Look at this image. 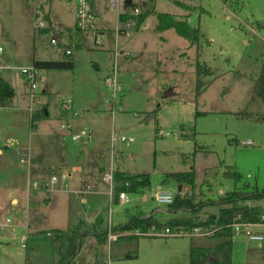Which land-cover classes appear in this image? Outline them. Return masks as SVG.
<instances>
[{"label":"rangeland","instance_id":"374dc122","mask_svg":"<svg viewBox=\"0 0 264 264\" xmlns=\"http://www.w3.org/2000/svg\"><path fill=\"white\" fill-rule=\"evenodd\" d=\"M133 2L155 13L124 25L108 0H97L96 45L91 36L74 33L73 1L0 0V76L14 90L0 104V264H57L65 246L54 239L71 230L83 235L70 264H222L211 254L202 263L190 259L192 247L208 249L223 240L214 231L203 235L165 223L174 216L206 221L230 206L226 197L238 189L260 196L246 203L261 213L251 231L264 234V121L255 119L264 115V104L252 99L264 60V0ZM156 13L187 20L199 30L197 43L174 29L158 32ZM47 19L48 27H37ZM56 34L63 39L54 47ZM62 49L71 51L74 68L39 70L30 101L20 70L34 60L63 59ZM196 59L211 70L200 76L199 94ZM107 78H115V86ZM167 91L172 95L162 98ZM27 156L28 166L19 162ZM29 169L31 180L61 172L66 184L30 190ZM110 172L148 174L150 187L127 192L119 204L114 180L111 186L103 180ZM180 172H192L194 183L178 189L171 175ZM157 188L180 193L193 207L169 212L152 200ZM43 198L49 201L40 204ZM34 201L38 209L28 208ZM149 215L160 226L120 229L132 217ZM166 227L183 233L166 236ZM230 240V264H264V240H249L244 229Z\"/></svg>","mask_w":264,"mask_h":264},{"label":"trees","instance_id":"16d2710c","mask_svg":"<svg viewBox=\"0 0 264 264\" xmlns=\"http://www.w3.org/2000/svg\"><path fill=\"white\" fill-rule=\"evenodd\" d=\"M126 7L136 5L131 2L125 5ZM154 10V9H153ZM152 9H146L141 11L139 15L135 16L137 24H141L149 14L155 13ZM157 14V13H156ZM127 16H120V20H125ZM47 21H49L47 19ZM50 22V21H49ZM168 29H174V31L181 37L189 40V44H196L199 38V30L197 28H191L187 20H178L171 14L158 13L156 30L163 32ZM63 53V52H62ZM65 56L61 60H34L32 66L38 70H72L75 66L71 59V53L69 55L63 53ZM194 72L196 76L195 86L196 93L199 94L203 90L202 80L200 76L210 75L211 70L198 59L195 61ZM14 96V90L12 86L0 76V104H5L8 100H11ZM252 99L258 98L262 104H264V60H262L259 75L255 80L252 92ZM30 118V126L34 127L35 122L38 120L37 115ZM47 111L43 109L40 117L46 118ZM32 116V115H31ZM255 119L264 121V115L256 117ZM177 182L178 186L187 184L191 186L194 183V177L192 172H180L171 175ZM226 176V174H225ZM234 179H237L239 174L232 173L228 175ZM113 180L115 183V191H126L128 193H136L138 191L147 190L150 187V179L148 174L133 175L127 172H116L113 174ZM262 196H264V189H262ZM180 193H176L172 204L168 205L169 212L177 213L178 211H189L192 208L191 201L189 199L181 198ZM226 197L230 206L221 207L216 215H209L206 221L194 222L189 217L174 216L169 219L165 224L171 227H212L216 237L223 239L220 243L211 248L192 247L190 249V259L193 263H202L207 255L211 254L215 259L221 258L222 264H230L231 258V245L230 240L233 236L232 225L234 223H254L259 221L260 208L256 206L249 207L247 201L260 198L256 193H248L240 189L231 191ZM35 204L29 202L28 207H34ZM160 223L156 221L151 215L148 217H132L128 219L121 227V230L134 231V230H147L149 228L158 227ZM61 236L54 239L64 242L65 252L58 256L57 264H70L75 258L77 251L81 245V238L83 234H79L76 230L69 232H61ZM63 236V237H62ZM64 238V239H63Z\"/></svg>","mask_w":264,"mask_h":264},{"label":"built area","instance_id":"2783aa9c","mask_svg":"<svg viewBox=\"0 0 264 264\" xmlns=\"http://www.w3.org/2000/svg\"><path fill=\"white\" fill-rule=\"evenodd\" d=\"M95 1L96 0H74V31L81 34V35H89L92 38V42L93 44L96 45H100L101 41L99 39V35L100 34V29L99 27L96 25V19L98 18L96 11L94 10L95 7ZM127 0H108V4L110 7H112L115 12H116V16L118 18V21L122 22L124 25H126V22L131 21L132 18L135 19V16L139 15L141 10L140 8L136 5L135 2H133V0H131V2H133L136 7L132 8V6L130 7H126L125 5ZM127 16L125 18V20H120V16ZM131 19V20H128ZM49 23L46 21H39L37 23V27L39 28H45L48 27ZM122 27V25H121ZM128 27L125 26V28ZM120 26L117 27L116 32H123L121 28L119 29ZM121 30V31H119ZM62 40V37L59 35H54L51 40H50V44L52 46H58L57 44H59ZM63 53L69 55L71 53V51L69 49H62ZM21 73L26 77V80L29 84V98L30 101H32L33 97H34V91L37 88V78H38V69H36L33 66L27 67V68H22ZM107 84L112 83L115 86L116 80L115 78H107L105 81ZM63 108L65 110H68L70 107L68 105V103L63 104ZM62 128H64V126H61ZM73 140H77L78 137L77 136H72ZM125 140V139H123ZM130 141H132V139H130ZM250 142H244V144H249ZM28 156L27 157H21L19 159L20 163H26L28 166ZM66 177L67 175L64 173H57V174H53L50 176V179H48L47 181H42V180H29L28 181V189L30 190H35L37 188H43V189H50V186H53L55 184L58 183H62V184H66ZM103 180L108 183V185L111 186L112 184V180H113V175L112 172L106 174L103 177ZM88 189L90 187H87ZM152 200H154L155 202L159 203V204H164V205H169L172 204L174 201V197H175V192L171 191V190H167V189H160L158 188L154 193L151 194ZM117 203L122 204L124 202H126L128 200V196H127V192L126 191H120L117 193ZM262 219H264V217H262ZM6 223L10 222V219H6L5 220ZM251 225H255V224H251ZM250 223H234L232 225V229H233V234L234 233H240L243 229H244V233L245 235L248 237L249 240L251 241H262L264 240V234H257L253 231H251L250 229ZM179 229V227H178ZM181 230V229H180ZM192 231L194 233L201 231L203 235H207L209 233H212L214 231V229L212 227H194L192 229ZM183 230L182 231H176V232H172L171 229L169 227L164 228L163 229V234L166 236H171V235H178L181 234L182 235ZM111 238L115 239V237ZM21 247L25 248V236L22 235L19 237L18 239Z\"/></svg>","mask_w":264,"mask_h":264},{"label":"crops","instance_id":"0c3cea01","mask_svg":"<svg viewBox=\"0 0 264 264\" xmlns=\"http://www.w3.org/2000/svg\"><path fill=\"white\" fill-rule=\"evenodd\" d=\"M70 1H73V11H74V0H70ZM130 1H131V0H130ZM96 3H97V0L95 1V4H94L95 7H96ZM96 14H97V12H96ZM97 16H98V15H97ZM49 19H50V18H49ZM46 21H47V20H46ZM49 21H50V20H49ZM49 21H47V22H48L49 25H50V22H49ZM51 26H52V25H51ZM72 32H73V31H72ZM74 33H75V31H74ZM56 35L59 36V34H56ZM61 37H63V36H61ZM62 39H63V38H62ZM61 51H62V50H61ZM4 79H5V78H4ZM5 80H6V79H5ZM6 81H7V80H6ZM7 82H8V81H7ZM8 83H9V82H8ZM9 84H10V83H9ZM43 92H46V91H43ZM25 94H26V93H25ZM4 146L7 147L6 149H9V148H10L8 145H4ZM3 151H4V150L0 147V155H3ZM43 166H44V165H42V164H40V165L38 164V167H40V168H42ZM52 167H53V166H52ZM34 173H35V172H34ZM30 175H31V170L29 169V170H28V174L25 175V177H27V184H28V181L31 180V176H32V175H31V176H30ZM178 188H179V186H178ZM157 189H158V188H157ZM25 190H26V188H25ZM167 190H168V189H167ZM49 199H50V194H49ZM49 199L47 200V199H44V198H43V200L40 201V204H41L43 201H44V203H47V202L49 201ZM13 201H16V200L14 199ZM33 203L35 204L34 207L38 209V207H39L40 204L38 205V202H37V201H34ZM28 204H29V203H28ZM27 207H28V205H27ZM221 207H222V206H220V207L218 208V210H219ZM28 208H29V207H28ZM37 209H36V210H37ZM217 213H218V211H217ZM217 213H216V214H217ZM216 214H214V215H216ZM149 216H150V215H149ZM146 217H148V216H146ZM166 228H167V227H166ZM231 238H232V237H231ZM220 242H221V241H220Z\"/></svg>","mask_w":264,"mask_h":264},{"label":"water","instance_id":"95a60500","mask_svg":"<svg viewBox=\"0 0 264 264\" xmlns=\"http://www.w3.org/2000/svg\"><path fill=\"white\" fill-rule=\"evenodd\" d=\"M127 4L131 3L130 0H127L126 1ZM172 94L170 93V91H167L164 93V95L162 96V98H167L169 96H171ZM179 189V188H178ZM94 213H92L89 217H88V220H91L92 219V216H93Z\"/></svg>","mask_w":264,"mask_h":264}]
</instances>
